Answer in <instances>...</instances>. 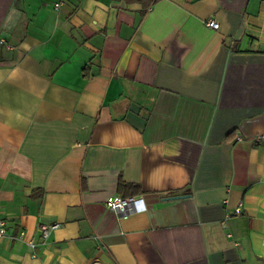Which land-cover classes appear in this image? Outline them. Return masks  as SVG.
Wrapping results in <instances>:
<instances>
[{
  "label": "crops",
  "instance_id": "obj_1",
  "mask_svg": "<svg viewBox=\"0 0 264 264\" xmlns=\"http://www.w3.org/2000/svg\"><path fill=\"white\" fill-rule=\"evenodd\" d=\"M0 38V264H264V0H0Z\"/></svg>",
  "mask_w": 264,
  "mask_h": 264
},
{
  "label": "built area",
  "instance_id": "obj_2",
  "mask_svg": "<svg viewBox=\"0 0 264 264\" xmlns=\"http://www.w3.org/2000/svg\"><path fill=\"white\" fill-rule=\"evenodd\" d=\"M59 5H60L59 3L56 4V6ZM206 24L207 26L214 29H217L219 27V24L215 20H211V19L208 20ZM0 45L7 46V48L10 47L9 45L6 44L4 38H0ZM238 139L240 140L241 137H238ZM252 141L255 143H260L264 141V132L253 137ZM106 204L111 210L118 213L119 215H128L132 212L146 208L144 198L136 197V196L125 197L122 195H110L106 198ZM241 212H242V204H240L235 210V213H241ZM59 226H60L59 223L40 224L39 229L41 230V234H42L41 243L46 244L52 232L57 228H59ZM7 236H8L7 221L4 218L0 217V240ZM17 238L22 241L23 240L26 241L32 249H35L37 247V243H35L33 240L26 239L24 231H22Z\"/></svg>",
  "mask_w": 264,
  "mask_h": 264
},
{
  "label": "trees",
  "instance_id": "obj_3",
  "mask_svg": "<svg viewBox=\"0 0 264 264\" xmlns=\"http://www.w3.org/2000/svg\"><path fill=\"white\" fill-rule=\"evenodd\" d=\"M126 4H140L142 6V12L145 13L154 3L158 0H123ZM122 187H126L128 185L121 184ZM133 189H139L138 185H132ZM134 193V190L131 194ZM124 196H129V194H124Z\"/></svg>",
  "mask_w": 264,
  "mask_h": 264
},
{
  "label": "water",
  "instance_id": "obj_4",
  "mask_svg": "<svg viewBox=\"0 0 264 264\" xmlns=\"http://www.w3.org/2000/svg\"><path fill=\"white\" fill-rule=\"evenodd\" d=\"M184 197H187V195H180V196H176V197H174V198H184ZM94 264H101V263L96 262V263H94Z\"/></svg>",
  "mask_w": 264,
  "mask_h": 264
}]
</instances>
